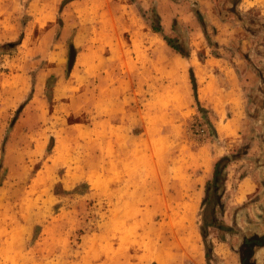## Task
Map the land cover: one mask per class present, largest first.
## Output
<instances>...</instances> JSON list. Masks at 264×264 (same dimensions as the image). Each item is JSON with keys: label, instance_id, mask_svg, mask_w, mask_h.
<instances>
[{"label": "rangeland", "instance_id": "374dc122", "mask_svg": "<svg viewBox=\"0 0 264 264\" xmlns=\"http://www.w3.org/2000/svg\"><path fill=\"white\" fill-rule=\"evenodd\" d=\"M204 1L0 0V264H242L264 240V0Z\"/></svg>", "mask_w": 264, "mask_h": 264}, {"label": "trees", "instance_id": "16d2710c", "mask_svg": "<svg viewBox=\"0 0 264 264\" xmlns=\"http://www.w3.org/2000/svg\"><path fill=\"white\" fill-rule=\"evenodd\" d=\"M69 1H72V0H65V2H69ZM237 1L238 0H234L232 2V4L236 5L237 4ZM229 12H234V9L232 8H229L228 9ZM240 19V18H239ZM156 32L159 31V29H154ZM206 36V35H205ZM207 38V37H206ZM167 44L169 46H171L174 50H176L177 52H180L179 51V48L178 47H175L174 45H171L168 41H167ZM227 163H228V158L227 157H222L218 162L215 163L214 165V170H213V175H212V180L207 182L206 185H205V199H204V203L209 199V195H210V191L211 190H215V188L221 184V182H224L225 180V176H224V170L227 166ZM213 199L216 200V193L214 192V195H213ZM205 223L208 225V226H214L215 225V221H212V220H209V221H205ZM225 228L226 230H230L229 227H223ZM259 240V239H258ZM256 241V240H251V241H247V249L243 252V261H242V264H248V259H250V257H252V249H253V246L255 245L256 247H262L264 246V240H261L260 242L259 241ZM211 253V250L209 247L206 248V256L208 257Z\"/></svg>", "mask_w": 264, "mask_h": 264}, {"label": "crops", "instance_id": "0c3cea01", "mask_svg": "<svg viewBox=\"0 0 264 264\" xmlns=\"http://www.w3.org/2000/svg\"><path fill=\"white\" fill-rule=\"evenodd\" d=\"M198 2H199V4H202V3H205L206 1H204V2H201V0H197ZM205 5H206V3H205Z\"/></svg>", "mask_w": 264, "mask_h": 264}, {"label": "water", "instance_id": "95a60500", "mask_svg": "<svg viewBox=\"0 0 264 264\" xmlns=\"http://www.w3.org/2000/svg\"><path fill=\"white\" fill-rule=\"evenodd\" d=\"M70 66H71V63H70Z\"/></svg>", "mask_w": 264, "mask_h": 264}]
</instances>
